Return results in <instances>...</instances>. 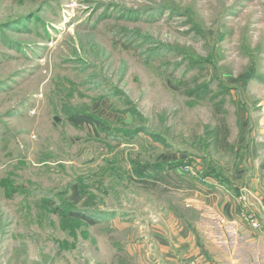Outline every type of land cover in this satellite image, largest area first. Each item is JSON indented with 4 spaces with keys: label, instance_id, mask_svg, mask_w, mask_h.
Listing matches in <instances>:
<instances>
[{
    "label": "rangeland",
    "instance_id": "rangeland-1",
    "mask_svg": "<svg viewBox=\"0 0 264 264\" xmlns=\"http://www.w3.org/2000/svg\"><path fill=\"white\" fill-rule=\"evenodd\" d=\"M23 16L0 31V264L188 255L184 219L194 244L206 231L197 194L225 190L202 173L264 193V0H0L1 26ZM70 108L146 132L76 127ZM139 164L161 181H136ZM60 201L119 216L72 223Z\"/></svg>",
    "mask_w": 264,
    "mask_h": 264
},
{
    "label": "crops",
    "instance_id": "crops-1",
    "mask_svg": "<svg viewBox=\"0 0 264 264\" xmlns=\"http://www.w3.org/2000/svg\"><path fill=\"white\" fill-rule=\"evenodd\" d=\"M262 127L263 143L264 125ZM242 195L249 196L251 209L261 220L262 227L259 232H254L242 224L241 214L245 210L244 205L239 202ZM240 196L235 197L221 189L204 190L203 194H197L201 198L200 209L204 211L203 216L206 219L202 223V229H206L203 232L205 244L200 242L204 252L197 243H193L194 233L190 231L188 236L183 234L185 240H189L187 244L190 254L179 255L173 252L158 255L152 258L154 264H264V193L256 187L249 194L242 193ZM194 251L198 254H192Z\"/></svg>",
    "mask_w": 264,
    "mask_h": 264
},
{
    "label": "trees",
    "instance_id": "trees-1",
    "mask_svg": "<svg viewBox=\"0 0 264 264\" xmlns=\"http://www.w3.org/2000/svg\"><path fill=\"white\" fill-rule=\"evenodd\" d=\"M28 18H35L36 17L33 14H29L28 16H26ZM25 18V16L23 17H19L16 20H10L6 23H4V25H0V31L4 32L7 29L12 28L13 26L17 25L19 23V21H24L23 19ZM5 35V34H4ZM171 83V82H169ZM203 88V87H202ZM201 91L206 94V87L201 89ZM208 95V93H207ZM69 115L66 116V121L71 123L72 125L76 126V127H89L91 129H95L97 132H104L107 133L109 135H114V136H123V137H136L138 136L140 133L142 132H146V130H136V131H132V130H124V129H116L114 130L112 126H109L106 122L96 118L93 115H90L88 113H84L81 111H77L73 108H70L69 110ZM214 113L215 114H219L220 118L218 121V124L216 125V128L214 130V134H215V143L217 146V149H221L223 148L224 150L229 148V143H228V139H229V135H230V129L228 128V126L226 125L225 120L222 118L221 114H223L222 110L220 108H216L214 109ZM148 135L153 136L154 139H157L155 134L148 132ZM136 165V164H135ZM184 164H157L156 166H151L153 167L154 170L158 171L162 168H167V169H179L180 166H183ZM186 166V164L184 165ZM151 167L147 166H141V164H139L137 166L136 169V175L138 178H136V181H139V183L141 184H145L148 185L149 183L147 182L148 179L153 180V181H161L160 178H157L154 176L152 170L150 169ZM260 169L264 170V162L261 163L260 165ZM201 178L203 179H213L214 181H221L217 182L219 185H221L225 190H227L228 192H230L232 195L236 196H240L241 195V191L239 190H235L232 188V186L230 185V182L226 179L221 178V174L218 173L216 171V169H212V170H207L204 173L201 174ZM205 181V180H202ZM150 185V184H149ZM152 186L154 184H151ZM6 188V191L8 193L9 197H12V195L14 194V192L16 191V188L13 186V184L9 183ZM61 202V203H60ZM59 203L61 205H57L52 212L56 215H59L61 217V219L63 220H67V221H71L72 223H79V224H85L88 226H95L97 224L102 223V221H110V219L115 218L117 216H119L117 213L116 214H110L111 212L107 211H100V210H82V209H78L76 206L69 204L68 202H63L60 201ZM58 204V203H55ZM55 204L52 203V201L50 199H44L43 200V205L44 207H50V206H54ZM185 223H182V225L192 231L197 238L198 233L197 231H195V225L188 223V220L184 219ZM197 244L201 247V249L204 252V248L201 246L202 244L200 243V240L198 239ZM114 260V264H131L130 263V259L126 256H117L115 255L113 257Z\"/></svg>",
    "mask_w": 264,
    "mask_h": 264
},
{
    "label": "built area",
    "instance_id": "built-area-1",
    "mask_svg": "<svg viewBox=\"0 0 264 264\" xmlns=\"http://www.w3.org/2000/svg\"><path fill=\"white\" fill-rule=\"evenodd\" d=\"M239 202H241L245 207V210L241 214V217L246 222V225L252 231L259 232L261 230L262 223H261V220L259 219V217L257 216V214L254 211H252V209H251L252 205H251V200H250L249 196H247V195L240 196Z\"/></svg>",
    "mask_w": 264,
    "mask_h": 264
}]
</instances>
